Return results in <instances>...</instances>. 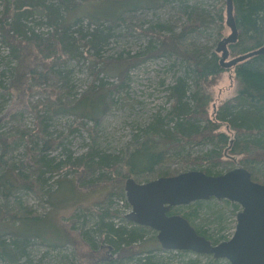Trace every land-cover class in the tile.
Instances as JSON below:
<instances>
[{
  "label": "rangeland",
  "instance_id": "1",
  "mask_svg": "<svg viewBox=\"0 0 264 264\" xmlns=\"http://www.w3.org/2000/svg\"><path fill=\"white\" fill-rule=\"evenodd\" d=\"M77 1L81 5L70 13H64V19L72 23L77 22L76 28L84 33L99 28L108 34V37L101 47L97 61L69 60L63 64L61 69L65 74L64 86L59 84L58 88L60 87L62 102L70 105L67 110L63 109L64 106L58 108L54 102L56 97H50V91L47 92L49 88L46 87V90L42 91L36 80L25 78L22 84L14 83L15 69L19 61L10 54L8 46L3 42L0 23V83L3 87L0 99V132L4 136L20 137L12 144L8 154L10 163L19 165L24 161L27 146L36 143L42 147L44 140L60 142L59 146L45 151L47 156L54 158L55 163L66 160L67 156L74 160L90 148L102 154L122 158L129 156L137 147L138 141L142 140L144 130L155 116L160 114L164 117L171 111L170 88L179 78L188 77L189 84L192 80V73L181 60L147 54L149 48L158 45V39L146 30L166 26L180 31L186 23L187 8L194 6L200 8L207 16V22L199 29L201 32L189 35L190 42L215 51L219 41L231 33L226 25V4L223 5L221 0ZM5 5V0H0V21L4 16ZM220 13L225 16L223 25L219 21ZM13 14L14 11L5 24L12 21ZM22 22L36 32L48 30L45 20L37 14L23 19ZM27 55L30 60L36 59L34 50ZM137 55H141L137 61L129 58ZM119 58L126 63L115 61ZM27 64L29 65V62ZM93 71L100 73L98 79H95ZM235 75V71L229 69L209 88L208 92L213 100L209 108L212 118L215 115V106L218 109L224 101L238 93L239 82ZM52 83L53 81H49L47 84ZM92 86L98 94H93L85 102H92L88 110H93L92 108L99 104V108H94L98 125H95L93 120L83 119L79 115L82 113V107L77 108ZM102 95L107 97V105L99 103ZM74 107L76 109H73ZM74 110L76 113L71 112ZM42 117L45 132L42 135L37 132H34L33 136L25 135V132L37 128V121ZM220 131L234 136L226 125H222ZM213 147L206 143L185 145L180 147L178 152L172 150L170 153L174 154L173 159L158 166L154 172L142 176L141 182L138 183L157 179L163 173L175 176L191 170L208 169L210 164L201 165L191 163L190 160L198 158L197 162H200L199 157ZM224 150L228 153L227 149ZM233 158H226V164L213 167L212 173L223 174L237 167H244L239 163V158ZM25 168L24 172L27 173L26 170L30 172L33 167L28 163ZM254 174L257 180H253L264 184V165L256 167ZM43 177L45 184L42 193L22 189L10 197L9 202L0 196V221L5 223V218H10L1 210L5 209V213H8L6 210L10 213L18 212L20 205L30 208L40 217L37 222L25 221V230L22 231L38 236L35 232L40 230L43 239L31 238L28 255L20 264H145L148 258H151L152 264H189L192 260H196V264H206L209 261L207 256L193 252L163 250L159 241L154 239L156 232L153 230L147 234L146 245L140 247V243L135 244L130 255L123 259H119L110 244L102 241L96 231L99 212H105L106 209L116 212L114 223L128 226L126 215L132 211V207L127 201L125 183L130 177L138 181L137 177L126 174L125 178L111 177L108 180L96 181L85 174H74L68 168L45 173ZM80 181H91V184L82 188L79 186L82 185ZM120 185H123V192L119 189ZM225 201L227 200L214 198L201 201L203 204L199 208H193L192 204L189 205L190 208L176 207L175 212L188 215L191 224L204 230L212 239L223 242L234 235L237 214L242 209L239 204L230 201V204H227ZM235 205L240 208L239 211L234 210ZM19 225L20 223H16L15 230L22 228L23 225L18 227ZM6 239L12 240L13 237ZM0 264L11 263L0 258ZM220 264L230 263L220 260Z\"/></svg>",
  "mask_w": 264,
  "mask_h": 264
},
{
  "label": "trees",
  "instance_id": "2",
  "mask_svg": "<svg viewBox=\"0 0 264 264\" xmlns=\"http://www.w3.org/2000/svg\"><path fill=\"white\" fill-rule=\"evenodd\" d=\"M221 2L223 5L226 4L225 0H221ZM233 2L238 39L228 46L231 59L264 47V0H233ZM5 4L4 16L0 21L3 42L8 46L10 54L19 61L15 69L14 83L22 84L25 78L36 80L42 91H45L46 87L49 88L47 92L50 91V97H56L54 102L58 108L64 106L63 109L67 110L70 105L62 102L60 87L58 88L59 84L64 86L65 74L61 69L63 64L69 60L93 59L97 61L108 34L99 28L93 32L84 33L81 29L76 28L77 22L72 23L64 19V13H70L81 5L77 0H57V2L5 0ZM12 11H14L12 21L5 24ZM35 14L45 20L48 29L46 32H36L32 27H28L22 22L23 19ZM219 21L223 25L225 21L223 13L219 14ZM206 22L207 16L200 8L193 6L187 8L186 23L180 31L166 26H159L156 30H146L147 33L158 39V45L149 48L147 54L181 60L186 63L187 69L192 73V80L189 84L188 77L179 78L170 88L171 111L164 117L160 114L155 116L151 124L144 130L142 140L138 141L137 147L129 156L122 158L111 154H102L98 150L90 148L85 154L74 160L71 156H67L66 160L55 163L54 158L47 156L45 151L49 148L54 149L55 146L60 145V142L44 140L42 147L36 143L27 146L24 161L17 165L9 162L8 154L12 144L20 137L18 135L4 136L0 132V196L8 201L22 189L37 190L42 193L45 173L59 171L63 168L72 170L74 174L91 176V179L96 181L108 180L111 177L125 178V175L129 174L137 177L138 181L135 179L137 182H141L142 176L154 172L158 166L173 159L174 154L170 151L178 152L180 147L185 145L195 146L206 143L214 147L199 157L200 162H197L198 158H189L191 163L210 164V168L203 170L206 174L214 175L211 170L213 167L226 164V158L237 157L239 163L252 173L254 180H257L254 174L255 168L264 165V55L251 57L231 68L235 71L236 79L239 82V91L234 97L224 101L218 109L215 106L216 111L212 118L209 108L213 100L208 90L214 86L217 78L229 69L220 65L221 56L216 50L211 51L189 41V35L193 32H201L199 29ZM32 50L36 52V59L30 60L27 54ZM140 57L141 55H137L129 58L132 61H137ZM115 61L121 64L126 63L120 58ZM36 63H41V65ZM39 67L43 68L39 70ZM93 72L95 79H98L100 73ZM49 81H53V83L47 84ZM44 84L45 86H43ZM1 91H3V87L0 83V99ZM93 94H98L94 86L87 91L85 97L79 102L81 106L78 105L77 108L82 107V113L79 115L83 119L93 120L94 124L98 125V117L95 116L97 112L94 108L97 109L99 104L97 103L92 108L93 110H88L92 102H85ZM100 99L99 103L108 104L105 95H102ZM55 105L52 104L53 107ZM83 105L86 106L83 107ZM1 109L0 103V111ZM83 110H87V112ZM71 112L76 113L75 110ZM43 118H39L37 121L36 129L24 134L33 136L34 132H37L42 135L45 132ZM222 125H226L234 136L231 137L221 132ZM224 149H227L228 153ZM28 163L33 168L30 172L26 170L27 173H25L24 168ZM220 174L222 172L215 175ZM162 176L173 175L163 173ZM80 182L82 185L79 186L82 188L91 184V181ZM122 186L120 185L119 189L123 192ZM225 202L230 204L228 201ZM202 204L203 202L199 201L193 203L192 206L199 208ZM19 208L20 211L14 213H10L8 210H6L8 213H5V209L1 210L6 217L10 218H5L7 224L0 221V258L11 264H20L21 260L28 255L31 238L42 237L40 230L35 232L39 234L38 236L22 231V229L25 230V221L37 222L40 217L30 208H25L22 205ZM188 208H190L189 205ZM234 208L236 211L240 210L237 205ZM175 211V208H172L170 214L180 215ZM116 215V212H110L109 209L99 212L96 231L100 234L102 241L110 244L119 259H123L130 255L135 244L140 243L138 245L141 247L148 243L147 234L151 232V229L136 225L127 218L128 226L117 225L113 221ZM19 216L22 218L20 219ZM182 216L189 220L188 215ZM1 218L2 216L0 220ZM16 223H20L18 227L23 225L22 228L15 230ZM192 226H194L193 223ZM195 229L214 244L220 242L219 239H212L206 235L204 230L197 227ZM9 236H12L13 239L7 240L6 238ZM154 239L158 242L156 235H154ZM207 257L209 261L206 264H220V260H216L212 256ZM196 263V260H192L189 264ZM106 264H113V262ZM145 264H152L151 258H148Z\"/></svg>",
  "mask_w": 264,
  "mask_h": 264
},
{
  "label": "water",
  "instance_id": "3",
  "mask_svg": "<svg viewBox=\"0 0 264 264\" xmlns=\"http://www.w3.org/2000/svg\"><path fill=\"white\" fill-rule=\"evenodd\" d=\"M225 3L226 25L231 33L219 41L216 52L221 56L220 65L231 69L251 57L264 55V47L230 58L228 46L237 41L238 28L233 0ZM125 192L132 207L126 218L155 231L163 250L193 252L230 264H264V184L254 181L248 169L237 167L220 175L191 170L144 183L130 177ZM214 198L242 208L237 214L235 233L227 241L214 244L200 235L187 218L170 214L172 208Z\"/></svg>",
  "mask_w": 264,
  "mask_h": 264
}]
</instances>
